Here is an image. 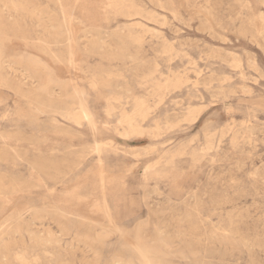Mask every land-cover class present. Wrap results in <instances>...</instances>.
Listing matches in <instances>:
<instances>
[{
	"label": "rangeland",
	"instance_id": "1",
	"mask_svg": "<svg viewBox=\"0 0 264 264\" xmlns=\"http://www.w3.org/2000/svg\"><path fill=\"white\" fill-rule=\"evenodd\" d=\"M263 1L0 0V264H264Z\"/></svg>",
	"mask_w": 264,
	"mask_h": 264
},
{
	"label": "bare ground",
	"instance_id": "2",
	"mask_svg": "<svg viewBox=\"0 0 264 264\" xmlns=\"http://www.w3.org/2000/svg\"><path fill=\"white\" fill-rule=\"evenodd\" d=\"M112 2V1H111ZM128 2V1H127ZM133 2V1H132ZM206 2V1H205ZM264 2V1H263ZM31 3V2H30ZM59 3V2H58ZM12 5V4H11ZM37 6V5H36ZM170 6V5H169ZM173 6V5H172ZM35 7V6H34ZM33 7V8H34ZM138 10V9H137ZM73 11V10H72ZM131 11V10H130ZM142 14V13H141ZM63 15V14H62ZM65 17V16H64ZM142 17V16H141ZM51 18V17H50ZM71 18V17H70ZM158 20H160V19H158ZM71 22V21H70ZM255 22V21H254ZM71 24V23H70ZM64 26V25H63ZM65 27V26H64ZM61 28V27H60ZM135 28V27H134ZM68 31V30H67ZM65 33V32H64ZM70 33V32H69ZM72 33V32H71ZM74 33V32H73ZM128 33V32H127ZM66 35H69V34H66ZM72 36V35H71ZM74 36V35H73ZM123 36V35H122ZM67 37V36H66ZM125 37V36H124ZM73 38V37H72ZM66 39V38H65ZM134 40V39H133ZM125 41V40H124ZM137 41H138V39H136V43H137ZM73 42V41H72ZM100 42V41H99ZM131 42V41H130ZM97 43V42H96ZM164 43V42H163ZM98 45V44H97ZM137 45V44H136ZM139 45V44H138ZM96 46V45H95ZM99 48V47H98ZM97 48V49H98ZM101 49V48H100ZM166 49V48H165ZM164 50V49H163ZM162 50V51H163ZM72 52H73V50H72ZM71 54V53H70ZM137 54V53H136ZM178 54H180V53H178ZM181 55V54H180ZM70 56V55H69ZM138 56V55H137ZM177 57V56H176ZM73 58V57H72ZM71 58V59H72ZM170 59V58H169ZM73 60V59H72ZM73 63V62H72ZM232 67V66H231ZM236 67V66H235ZM237 68V67H236ZM232 69V68H231ZM237 70H239V69H237ZM188 73V72H187ZM151 74V73H150ZM153 74V73H152ZM241 76V75H240ZM146 77V76H145ZM184 77V76H183ZM107 78V77H106ZM173 78H174V76H173ZM181 78V77H180ZM169 79V78H168ZM176 79V78H175ZM174 80V79H173ZM178 80V79H177ZM182 80V79H181ZM185 80V79H184ZM166 81V80H165ZM186 81V80H185ZM189 81V80H188ZM117 82V81H116ZM71 83V82H70ZM93 83V82H92ZM140 83V82H139ZM160 83V82H159ZM171 83H174V81L172 82V80H171V82H170V80H169V82H168V84L165 86L164 85V89H169V87L171 88V87H173L174 85L176 86V84L174 83V85H172ZM176 83H177V81H176ZM149 84V83H148ZM178 84V83H177ZM143 86V85H142ZM147 86V85H146ZM157 86V85H156ZM155 86V87H156ZM184 86V85H183ZM37 87V86H36ZM76 87V86H75ZM151 87V86H150ZM178 87V86H177ZM180 87V86H179ZM178 87V88H179ZM77 88V87H76ZM76 88H75V90H76ZM106 88V87H105ZM173 88H175V87H173ZM177 88V89H178ZM78 89V88H77ZM167 89V90H168ZM79 90V89H78ZM118 90V89H117ZM123 90V89H122ZM73 92H75V91H73ZM115 92V91H114ZM170 92V91H169ZM115 94V93H114ZM76 96V95H75ZM112 96V95H111ZM115 97V96H114ZM122 97V96H121ZM160 97V96H159ZM78 98V97H77ZM112 98V97H111ZM144 98V97H143ZM115 99V98H114ZM118 99V98H117ZM121 98H119V100H120ZM128 99V98H127ZM145 99V98H144ZM79 100V99H78ZM161 100V99H160ZM114 101V100H113ZM112 101V102H113ZM122 101V100H121ZM129 101V100H128ZM141 101H142V99H141ZM72 102V101H71ZM79 102V101H78ZM144 102V101H143ZM143 102H141V106H142V103ZM118 103H119V101H118ZM138 103H140V102H138ZM145 103V102H144ZM144 103H143V107L144 106H146V105H144ZM107 104V103H106ZM115 104V103H114ZM133 105V104H132ZM32 106V105H31ZM73 106V105H72ZM113 106V105H112ZM138 106V105H137ZM74 107V106H73ZM128 107V106H127ZM72 108V107H71ZM115 108V107H114ZM114 108H112V109H114ZM125 108V107H124ZM146 108V107H145ZM141 109V108H140ZM191 109V108H190ZM201 109V108H200ZM78 110V109H77ZM137 110V109H136ZM138 110H139V107H138ZM143 110V109H142ZM123 111V110H122ZM74 112V111H73ZM77 112V111H76ZM113 112V111H112ZM141 113H143L142 111H140ZM139 112V113H140ZM146 112V111H145ZM143 113V117H144V115L145 114H147V113ZM86 115H87V113L86 112H84ZM249 113V112H248ZM76 114V113H75ZM112 114V113H111ZM35 115V114H34ZM108 115H109V113H108ZM141 115V114H140ZM198 115H201V112L199 113V111H197L196 109L194 110H192V111H190L189 113H188V120L190 121V122H192V121H194V120H196L197 119V117H198ZM115 116V115H114ZM148 116V115H147ZM122 117V116H121ZM142 117V118H143ZM71 118H73V117H71ZM84 118H86V117H84ZM136 118V117H135ZM140 118V117H139ZM138 118V119H139ZM141 118V119H142ZM127 120H128V118H126ZM74 120H76V118L74 119ZM143 120V119H142ZM77 121V120H76ZM86 121V120H85ZM145 121V120H144ZM73 122V121H72ZM127 122V121H126ZM74 123V122H73ZM128 123H130L129 121H128ZM76 124V123H75ZM136 124V123H135ZM192 124V123H191ZM137 125V124H136ZM135 126V125H134ZM173 126V125H172ZM179 126V125H178ZM170 127V126H169ZM137 128V127H136ZM242 128V127H241ZM137 130V129H136ZM171 131V130H170ZM164 132V131H163ZM162 132V133H163ZM131 134V133H130ZM133 134V133H132ZM239 134V133H238ZM223 137V136H222ZM236 137V136H235ZM154 139V138H153ZM158 139V138H157ZM248 141V140H247ZM172 142V141H171ZM206 142H208V141H206ZM234 142V141H233ZM170 143V142H169ZM199 145V144H198ZM208 145V144H207ZM213 145V144H212ZM230 145V144H229ZM238 145V144H237ZM100 146V145H99ZM99 146H98V148H99ZM184 149V148H183ZM98 150V152H99V150L100 149H97ZM201 151V150H200ZM217 151V150H216ZM100 153V152H99ZM171 153V152H170ZM178 153V152H177ZM201 153V152H200ZM207 153V152H206ZM204 154V153H203ZM169 155V154H168ZM182 155V154H181ZM172 157V156H171ZM180 157V156H179ZM177 158V157H176ZM161 159V158H160ZM173 164V163H172ZM193 164V163H192ZM49 170V169H48ZM55 172V171H54ZM102 176V175H101ZM103 178V177H102ZM101 178V179H102ZM103 184V183H102ZM103 186V185H102ZM106 205V204H105ZM106 207V206H105ZM107 211V210H106ZM61 213H63V212H61ZM207 220V219H206ZM64 222V221H63ZM110 223H111V221H109ZM109 225V224H108ZM62 226H63V224H62ZM26 227V226H25ZM2 228V227H1ZM103 228V227H102ZM17 229V228H16ZM65 229H67V228H65ZM65 229H64V231H65ZM215 230V229H214ZM218 230V229H217ZM25 231V230H24ZM216 231V230H215ZM14 232V231H13ZM65 232H67V231H65ZM64 232V233H65ZM218 232V231H217ZM70 233V232H69ZM118 235L119 236V238H121L122 240H123V242H124V244L127 246V247H129L135 254H137L138 256H139V258L142 260V262L144 263V264H152V258H153V256H155V255H159V254H167V255H169V254H173V252L171 251V247L167 244V243H165V242H163V241H159V239H158V241L156 240V241H154V240H152V239H150L149 238V236H144L145 235V233L143 232V229L141 228V227H138L137 228V230H136V232L133 234V236H131L130 235V233H128L127 231H125L124 229H121V228H119V227H117L116 225H112V227L111 228H109V229H104L101 233H99L98 235H97V240H98V242L99 243H104L105 241H106V239H108L111 235ZM226 235V234H225ZM2 237V236H1ZM153 237V236H152ZM47 238H48V236H47ZM158 238V237H157ZM87 240H89V239H87ZM94 242V241H93ZM97 242V243H98ZM154 242L155 243H159L158 245H155L154 244ZM48 243V242H47ZM49 244V243H48ZM20 251V250H19ZM25 252V251H24ZM26 253V252H25ZM24 253V254H25ZM44 253H47V252H44ZM50 253V252H49ZM52 253V252H51ZM55 253V252H54ZM27 254V253H26ZM38 254V253H37ZM47 254H45L44 256H46ZM52 255V254H51ZM121 255V254H120ZM18 256V255H17ZM22 256V255H21ZM35 257H36V254L34 255ZM48 256V255H47ZM46 256V257H47ZM50 256V255H49ZM196 256V255H195ZM15 257V256H14ZM23 258H25L24 256H22ZM41 257V256H40ZM52 257H53V255H52ZM118 257V256H117ZM17 258V257H16ZM34 259V261H35V259L36 258H33ZM32 259V260H33ZM39 259V258H38ZM14 260H15V258H14ZM18 261V260H17ZM26 261V260H25ZM30 261V260H29ZM33 261V262H34ZM122 260L121 259H119V260H116L115 261V264H119L120 262H121ZM23 262H24V260H23ZM23 262H21V263H23ZM36 262V261H35ZM39 263V262H38ZM130 264H133V262H130Z\"/></svg>",
	"mask_w": 264,
	"mask_h": 264
}]
</instances>
